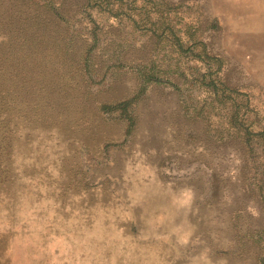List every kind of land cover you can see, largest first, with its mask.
Listing matches in <instances>:
<instances>
[{
	"label": "rangeland",
	"instance_id": "rangeland-1",
	"mask_svg": "<svg viewBox=\"0 0 264 264\" xmlns=\"http://www.w3.org/2000/svg\"><path fill=\"white\" fill-rule=\"evenodd\" d=\"M190 1L220 24L204 38L235 78L264 88V0ZM103 71L97 108L133 96V74ZM38 98L0 105V264H264L247 235L264 209L244 189V156L205 139L170 86L150 88L130 129L91 103Z\"/></svg>",
	"mask_w": 264,
	"mask_h": 264
},
{
	"label": "trees",
	"instance_id": "trees-1",
	"mask_svg": "<svg viewBox=\"0 0 264 264\" xmlns=\"http://www.w3.org/2000/svg\"><path fill=\"white\" fill-rule=\"evenodd\" d=\"M191 4L196 1L0 0V105L30 106L42 93L52 109L66 110L75 98L105 120L117 113L130 129L135 105L151 87L168 85L186 118L203 124L205 139L238 147L244 189L264 209V88L235 78L227 55L204 38L220 24L185 8ZM64 67L73 72L70 84L59 80ZM99 69L116 79L133 74V96L97 108L90 88L105 85ZM4 88L10 99L1 95ZM247 235L264 254V226Z\"/></svg>",
	"mask_w": 264,
	"mask_h": 264
},
{
	"label": "bare ground",
	"instance_id": "bare-ground-1",
	"mask_svg": "<svg viewBox=\"0 0 264 264\" xmlns=\"http://www.w3.org/2000/svg\"><path fill=\"white\" fill-rule=\"evenodd\" d=\"M18 153V152H17ZM75 156V155H74ZM15 160V159H14ZM32 161V160H31ZM7 227V226H6Z\"/></svg>",
	"mask_w": 264,
	"mask_h": 264
}]
</instances>
